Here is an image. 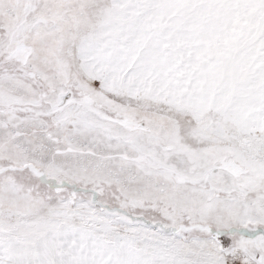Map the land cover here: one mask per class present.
Masks as SVG:
<instances>
[{
  "label": "snow or ice",
  "instance_id": "6c2138e0",
  "mask_svg": "<svg viewBox=\"0 0 264 264\" xmlns=\"http://www.w3.org/2000/svg\"><path fill=\"white\" fill-rule=\"evenodd\" d=\"M0 264H264V0H0Z\"/></svg>",
  "mask_w": 264,
  "mask_h": 264
}]
</instances>
